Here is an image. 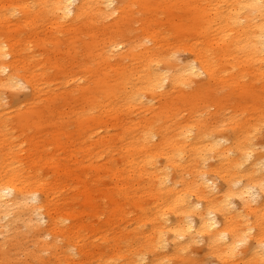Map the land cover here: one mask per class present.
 Wrapping results in <instances>:
<instances>
[{"label":"bare ground","instance_id":"6f19581e","mask_svg":"<svg viewBox=\"0 0 264 264\" xmlns=\"http://www.w3.org/2000/svg\"><path fill=\"white\" fill-rule=\"evenodd\" d=\"M174 34L192 62L169 57ZM241 77L253 116L216 99L202 117L210 84ZM259 93L264 0H0L2 262L168 264L203 241L219 264H261ZM99 186L124 224L109 253L90 241Z\"/></svg>","mask_w":264,"mask_h":264},{"label":"rangeland","instance_id":"374dc122","mask_svg":"<svg viewBox=\"0 0 264 264\" xmlns=\"http://www.w3.org/2000/svg\"><path fill=\"white\" fill-rule=\"evenodd\" d=\"M112 18H108L106 20H103V22H101L102 24H109L111 22ZM102 29V25H100L99 28V32H101ZM170 40L175 41V44L170 47V54L169 57H171V59H173L176 63L180 65L186 64V63H190L193 60V53L191 52L190 48L188 45L179 42L180 40L178 39V37L176 36V34L171 35L170 36ZM176 40H179L178 42ZM114 62V61H113ZM160 66L164 67L163 71H169V69L165 68L166 64L165 63H160ZM172 68H170L171 70ZM226 71L229 72H233L232 76H237L239 73H241V68H240V64H235L234 67H231L229 64L226 67ZM247 79V77H241L239 79L236 78V81L232 87L230 89H220L219 87H217V84H210V89H211V95L207 96V95H202V117H208L211 120V114L216 110L215 106L218 105V102H216V99H221L222 104L221 106L225 107V115L224 117H228L229 113H233V115H236V118L238 120H243L246 119L248 114H251V116H253V112L252 109L250 108V103H251V98L249 96V93L247 91H245L244 89V85L247 84L245 83V80ZM185 90H190L191 87H184ZM28 90H23L18 92V97H12L14 99L12 100H16L14 102H17L19 100H22L24 97L27 96L28 94ZM259 105L260 107H262L263 111V115L259 118H256V120L258 121L257 125H258V132L255 134V138L253 139V143L256 147V150L262 152L264 154V93H259ZM5 100L7 101L10 97L9 92H5L4 94ZM248 100V102L245 104V100ZM11 100V98H10ZM13 102V103H14ZM244 104L246 105V109H244ZM243 105V106H242ZM228 112V113H227ZM138 114L137 113H132V117L136 118ZM221 137V136H220ZM49 170V169H48ZM261 173H264V158L262 160L261 163ZM103 183H108L110 181L109 178L107 177H103L102 179ZM218 184L220 182V180H217ZM105 186H110V184L105 185ZM103 187V186H102ZM98 188L97 190V203H98V209H100L101 211H103L104 213L101 214V218H96V216H92L91 212H90V218L89 221L91 223H95L97 224L96 226H99V230L102 231V233H104L106 235V239H101L99 238L100 235L102 234H96L95 236H93L92 238H90V241H92V244L95 245L94 247V251L98 252V250H102L104 251V253H109L110 250L112 249V246L114 244V239L113 236L115 234H119L120 231L115 229L116 226H120L122 227L124 224L120 218V216H115V222L112 223L111 219L114 218V216L111 214V211L114 207V203L111 202L110 200L106 199V198H102V194L103 191L106 188ZM99 196V197H98ZM131 207V206H130ZM126 209L128 208L127 206L125 207ZM89 210V209H88ZM97 212V211H96ZM134 211L133 208H130V214H128L129 216H133ZM113 217V218H112ZM111 221V223H110ZM107 229V230H106ZM4 242H6V238H4V234H2L0 232V246L1 244H3ZM28 243L27 249H31V242H26ZM4 246H6L5 244H3ZM248 245V243L244 244L242 247H246ZM99 248V249H97ZM1 250V249H0ZM24 250H21L19 253H17L16 255L14 254V262H9V264H23L24 261H32V259L26 255L25 252H23ZM190 251V259L184 260L182 258H178L175 261H170L168 262V264H196V260L200 259V258H204L205 261L208 264H217L218 262L211 256L207 255L205 246H204V242L203 241H199L196 242L194 245L191 246V248L189 249ZM1 256L2 254L0 253V264H5L4 262H2L1 260ZM48 254H46V260L47 259ZM46 261V263H47ZM219 264V263H218ZM261 264H264V260Z\"/></svg>","mask_w":264,"mask_h":264}]
</instances>
